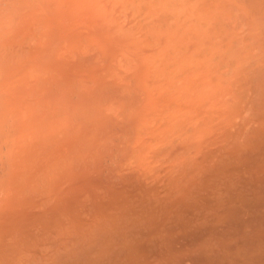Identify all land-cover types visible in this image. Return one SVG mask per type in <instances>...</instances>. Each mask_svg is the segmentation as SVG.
<instances>
[{"label": "rangeland", "instance_id": "374dc122", "mask_svg": "<svg viewBox=\"0 0 264 264\" xmlns=\"http://www.w3.org/2000/svg\"><path fill=\"white\" fill-rule=\"evenodd\" d=\"M154 1L155 0H0V257L4 256V258L0 259V262H2V259H4V264L6 263L15 264L14 261L16 260V264H18L17 261L19 259V264H23L22 262L23 259V261L25 262L27 260V262L26 263L24 262V264L32 263V260H30L31 252L29 249L32 248L34 249L35 244L32 246V248L31 245L29 246V248H27L26 243L28 242H23V237L25 236L24 238H26V235L29 233V231L27 232V230H30V234H29L30 238L33 237L31 233L35 232L36 234L37 231L38 233H40L39 232L40 228L38 226H40V223L42 221V216H44V218H47L46 215L52 210L54 211L53 213H51V219L54 221L55 214L59 218V214L61 213V211H59L61 208L59 207L62 204V207L64 206L63 208L66 209L65 206L67 200H68L67 205H69L67 206L68 209L70 208L71 205V209L68 210L69 214L72 211V207L74 208L73 204L74 203L76 204L75 201L80 202L86 200L87 203H90L89 204L90 207H88L87 209L86 207H84V210L86 209L88 211V209L90 210L91 208V202H92L91 200H94L99 195H101L99 194L101 192L98 193L99 190L104 191V193H107L108 187L111 188L110 187L111 185L109 186V184L112 183V180L115 179V183H118L120 177L124 176V174L127 172L134 171V173H136V175H134L132 172V177L134 175L135 176L134 178H137L136 177L138 174L137 172H139V174L140 173L141 174H140V178L139 176L138 178L141 179L143 178L142 174L143 171L145 170V167L147 171H145L146 173L144 172L145 173L144 175H146L144 176V179L145 177L147 178V174H148V179L149 180L152 179L153 181V179L155 178L151 174V172H153V174H155L154 176L159 175L160 177L158 176V178L159 179L162 178V182L160 184H164L167 182V178H166L167 171L170 173L173 172L174 173L173 177L175 178L176 166L178 169L177 173H179V171L182 170V168L179 166V161L182 159L183 164L181 165L184 166L185 162L187 164L186 160L194 155V154L192 155L193 152H191L190 154L191 151L190 148L189 151L190 155L189 157L184 156L185 160L181 157L182 154L181 156L179 155L180 156V158L178 157L179 160L176 158V155H178L177 152L178 149H179V153H181L180 152L181 148L178 147V145H176L178 148H176L175 146L177 142L176 139L178 138V140L180 141L181 138L180 136H182L181 138L182 142L178 141L177 144H179V146L184 145L183 143L185 142V139L187 137L186 133L188 130L190 131L192 129L191 127H189L187 128L186 131V127L189 125L191 121L187 123L188 120L186 121V119L184 118L185 116L183 117V114L181 115L182 118H184L183 120L186 121L185 125L187 124V126L185 127L184 125L185 131H183V133H181L182 130H180L179 128L178 130H174L173 132L172 130L169 131V133L175 132V134L177 132L179 133L180 131L179 136L177 135V138L174 134L175 136V138L173 137L174 140L172 139L173 134L172 135L168 134L171 135L170 136L171 138L169 139L171 142L176 140L175 144L174 142L172 143L173 145L171 144L172 146L170 145V142L168 144V141L167 142L161 141V137H164L165 139L166 136L165 132L168 133V131L164 132L165 136L160 134L161 136L159 137L158 135L157 138L158 137L159 138L156 140L154 138L153 139L151 138L152 135H156L157 133V128L154 127L157 126L158 129L159 128L161 129L162 128L161 126L163 125V128H165L164 124H161V126L159 125V123H163L165 122V120L163 121L162 120L164 119L163 116L161 114H158L160 112V109H162L161 103L163 97L164 100L165 97L166 100H169L170 98L168 99V97H172L173 99V97L177 95L178 96L176 98H179L181 92L178 93L176 91L183 90V86H184L183 83L186 84L189 82L191 85L193 82L192 85H194L199 81H201L200 82L201 86L199 85L200 87L198 89L206 88L199 92L198 90L195 89L196 93L194 91L189 92L187 95L188 98L187 97L185 98L183 96L184 101H182L181 97L178 99V101H180L181 99V101L183 102L181 104L186 105L187 107L190 105L187 104L191 102L190 100L200 99L199 103H201L202 100L205 103L203 104L204 107L202 105L199 106L198 104L195 105L196 101H193L192 104L190 105V108H192V112L190 114L192 117L191 126L193 127L192 131L190 132L193 135L196 132L200 133V135L199 134H197L196 136L188 135L190 136V138L187 137L188 139L186 140L185 145L188 140H189L188 143H190V145L189 146L187 145L186 146L187 148L182 147L183 150L186 151L187 149L188 152L189 150L188 147H192L193 144L194 145L196 144L194 148L196 149V151L200 150L197 152H199L200 153L199 155L202 157L201 155L202 152L205 153L206 150L204 151L205 146L203 144L201 145V147L204 148H200L201 140L197 139V137L199 138L201 134H202V136L200 137L201 139L204 137H206L207 139L209 138L208 141L210 142V144L208 145V149H210V152L211 150L214 149H215L214 152H216L219 149L218 147L221 148L225 146L226 144L223 143L225 140L224 138L225 137L227 138L226 135L229 134V130H228L229 126L228 124H225L226 123L225 121H227V123H231V126L233 125V130L236 125L238 126L236 127L237 129H241V130L244 129L246 131L245 133H247L248 131H253L255 129L253 125L254 123H256L257 125L258 118L256 119V121H254L255 119H253L252 117L255 115V113L253 115L249 114V116L250 115L252 116L249 117L247 111L246 113H243L244 111L243 108L246 110V107L249 109L252 106V105L250 106L249 99L254 98L251 95L254 96L255 94L254 91H256L255 90L256 88L261 90L260 94L262 93V91H264V88L261 89V87L264 86L263 85L264 77L262 76L264 75V69H262L264 68L263 67L264 66V0H236V1L206 0L208 3V6L207 5L206 6L207 8H209V11L205 7L206 4L205 0L202 1L192 0L193 2L191 0H180V2L178 0H169L170 4L167 3L168 0H165L166 2H164V0L163 1L157 0L158 1V2L156 1L157 4H155ZM171 1H172V5H171ZM176 2H178L180 5ZM186 2H188V4H186ZM200 2L203 3L205 2L204 7L206 11L209 12V14L207 13L208 16L204 14L205 21L207 18L205 26L207 25L208 21L213 22V26H214V20L217 21V22L215 21V23L219 22L218 19L221 22L225 21L223 23L224 24L223 26H225V30H223L222 29L223 27L220 26V24L218 23L220 27L214 28L213 29L214 33L212 34L211 32L213 31L210 26L211 29L210 33L212 34L210 35V38L209 37L204 38L207 35L202 37L205 40H207V41L204 40L205 44L206 42H208V44L210 45H206L207 47L204 46V48L202 44L203 39L201 42H199L200 47L196 46V44L194 43L198 41V38L196 36L197 32H198L197 35L199 37L205 35L203 33L205 32V30H207V32L209 31L208 27L203 32L201 31L204 29L205 21L202 20L203 14L200 13H202V11H205V9L204 7H203L204 10L201 9L203 3ZM234 2H236L235 5ZM175 4L176 6H174ZM167 5H169L170 7ZM259 5H260V9H259ZM199 6H200L199 9L201 11L198 12ZM194 7L195 8L197 7V9H195V11L198 12L197 14L194 11ZM231 7H233V9ZM172 8H174V12ZM180 11L183 13H181ZM169 12L171 15L169 14ZM253 13L255 15H253ZM152 15L154 17H152ZM161 15L163 20L161 19ZM183 15L185 17H183ZM199 15L202 16V18ZM196 16L197 17L199 16V20ZM178 21L180 22L178 23ZM193 22H194L193 25L194 28L191 27ZM200 22L203 25H201ZM198 23H199V28H198ZM195 24L197 25L198 28L197 32L195 31L196 37H194L193 35L194 34L193 30L197 29L195 27L196 26ZM154 25L157 27V29L156 27H154ZM209 25H211V23ZM27 26L29 29L27 28ZM183 28H185L184 34L183 31L181 30ZM220 28L223 30V34ZM247 28L248 30H246ZM169 29L170 32L168 31ZM199 29L202 32V33L200 32L201 34H199ZM218 29H220L221 31L220 34H218L219 31ZM228 33L232 34L233 36L231 37L230 35H228ZM171 34L172 36H176L175 38L173 37L174 39L172 40V42L170 40ZM224 34H226V36ZM214 35L219 36V39L217 40L216 37L215 40ZM222 35L225 38L229 36V38L227 37L226 39L228 40V42H230L233 38L236 39L237 42H234L236 40L231 41L232 47L231 46L229 47L228 42L224 39ZM160 36L162 39H164L165 37V40L161 41ZM212 36H214L213 37L214 40L212 39ZM132 39H134V41H132ZM168 39L169 41H167ZM181 40L184 41V44H182L183 41ZM165 41L167 42L165 43ZM217 41H219V43ZM129 44H131V46ZM214 44L215 47L213 46ZM133 45L135 46L136 49L134 48ZM167 45L169 47H167ZM173 45H175V47ZM217 45H219V47ZM149 47L151 48V50ZM133 49L135 50L133 51ZM200 49L202 50L201 52ZM148 50L150 53H148ZM197 51H199L200 53ZM150 54L154 56L152 57ZM197 54L200 55L199 57L197 56L198 58L196 60L195 57ZM230 55L233 57V61H234L233 64L235 65V69H234V65L233 64L231 65L230 63V61L232 60V58H229ZM180 56L182 59L180 58ZM235 56L236 58H234ZM178 57L180 58V60L177 59ZM183 57H185V61ZM200 58L201 60L198 61V59ZM165 59H167L166 62ZM202 59L204 62H202ZM139 60L143 63H141ZM148 60L151 62H148ZM153 62L155 64H153ZM181 62L185 66L183 64L181 65L180 64ZM253 62L254 63L256 62V64H254ZM199 64L200 66H198ZM170 65L171 67H169ZM250 65H252L251 69L254 66L252 71L249 68ZM197 66H198V70H197ZM231 67L233 70L231 69ZM258 67L260 71L257 69ZM188 68H190V70H188ZM245 68L247 69L245 70ZM247 70H249V72H247ZM250 71L252 72L250 74V77L255 76L256 78L255 77L250 78L249 76H247L246 79L245 75H248ZM176 72L179 73L177 74ZM253 72L255 73V75L253 74ZM145 73L147 74V76ZM260 73L261 75L259 76ZM256 74L258 75L256 76ZM163 75L166 78L167 82L164 79ZM158 76H160L159 80H158L159 78ZM258 76L259 79L257 80ZM146 77L149 81L146 80ZM237 77L240 78L238 84L239 83L241 84V85L239 84L241 89L244 88L243 92H246L249 89L250 91V92L248 91L249 93L246 92V94H244L242 91L239 92V90L241 89L237 88L238 89L237 90L236 88H234L236 87L235 84L234 87L232 88L231 82L233 79L234 80L235 78L237 79ZM214 78L216 80V81L214 80L215 84L211 83V81H213ZM248 78L250 79V81ZM252 79H255L254 84L253 82H251ZM171 82L174 83L171 85ZM202 82H205V84H203ZM222 82H223V86H222ZM234 82L236 83V80ZM134 83L137 85H135ZM152 84L153 86H151ZM157 84L158 85L160 84V86L157 87ZM177 84L179 85L180 88L178 87ZM202 84L205 87H203ZM217 84H219L218 89H216ZM238 84L237 87L239 86ZM139 85H142L140 87L143 90L146 89L147 91L146 90L141 91ZM143 85L145 86V88H143ZM135 86L137 88L136 90H135ZM212 86L214 88L216 87L215 90H213L214 88H212ZM159 88H162V91L161 89L159 90ZM165 88L167 89L169 88L170 91L166 90ZM230 88L233 90L235 89V91L232 90V94L230 93L231 90ZM250 88L253 89L254 93L251 92L252 90ZM155 89L158 92L157 94ZM174 89H178L175 90L176 93L171 92L174 91ZM164 90L167 91V93L164 92ZM152 91L153 93L155 92L154 96L152 95ZM194 95L199 99L195 98ZM240 95L242 97L246 95V97H243L242 99ZM150 96L152 101H149ZM190 96L193 98H191ZM235 99L236 101H234ZM239 99H242L243 103L245 100V103L244 104L241 103V100ZM164 100H163V105H164ZM258 100H260V96L259 98L257 96V102ZM220 101L223 102V105H221L222 104L221 103L220 104L221 107L219 108L218 105ZM169 102L170 101H168V104ZM230 102L233 103L231 104ZM251 102L253 103V101ZM144 103L146 105H144ZM255 103L256 101L254 102L255 108H253V110L256 112V107L259 106V102L258 105H256ZM179 104L178 106H176V108H180ZM207 104H209V108H207L208 107ZM233 104L235 106L238 104V107L237 106L234 107ZM240 104L241 105L243 104L241 106L242 112H241ZM151 105L153 108L152 110H151ZM159 105L160 107H157ZM164 106L166 107V105ZM173 106L175 107V104H173ZM213 106L215 107L214 110H213L214 108ZM222 106L224 108L225 114L223 113V109L221 111ZM200 108H201V112L199 110ZM251 108L249 110H251ZM236 109L239 110L236 111ZM147 110L148 111L151 110V112L153 111L152 114L150 111L146 114ZM218 110L219 112L221 111V114L223 113V115L219 114ZM238 111H240L239 115L236 114L238 113ZM141 113H144L143 114V117L145 115L144 121L146 120L145 122L142 123V125L139 123L140 119L139 120L138 118L135 119L136 115ZM156 113H157V117H155ZM167 113H169V111H167ZM174 113L176 115V111ZM234 113L236 114V118H234L235 116ZM240 113L244 115L241 116L242 118L240 117L241 115ZM185 114L187 115L188 113L185 112L184 115ZM203 114L204 116H207V121H209V125L210 123L215 124L216 122H218L219 124L216 123V125L218 124L219 126L215 127V125L214 126L211 125L209 129L208 127L205 128V126H208V124H206L207 122L205 121L201 122L203 123V125L199 122L201 120V117H203L201 121L204 120ZM226 115H228V117ZM198 116H201L199 117L200 118L199 120H198ZM255 116L260 117L259 111ZM164 117H167L166 114ZM216 117H220V118H216ZM225 118H227L228 120ZM233 118L234 120L232 123L230 119ZM141 119L143 121V118ZM176 119H178V117H176L173 122L175 124V127L173 128V124H172V126L170 125L168 129H171V127L172 129L178 127V125H176L177 122L175 123ZM168 120L170 122L171 119ZM193 120L195 124H193ZM196 120H198L197 124H199L200 126L196 125ZM251 120H253L254 123L253 122L250 123ZM126 121H131V124L126 123L125 126ZM180 121L181 120H179L178 122L180 123ZM247 121L248 123L246 126L244 122ZM182 124L183 122H181L180 126H183ZM150 125L151 127L149 128ZM32 126L35 128L31 129L33 128ZM141 126H144L140 128V130L141 129L144 130L143 131L144 134L142 130L141 131L139 130V127ZM212 127L215 128L214 129L215 131L210 130ZM219 127H222V129L223 127L225 128L224 133H227L225 132L227 128L228 133L225 134V137L222 133L220 137H217L218 134L220 133ZM134 128L137 130L138 133L140 132L141 134L135 133ZM152 128L154 130L156 129L154 133ZM229 128L232 130V127ZM217 129L219 130V132ZM193 130H196V132H193ZM204 130L207 131L204 133L205 135L207 134L206 136L203 134ZM231 130H230V136L232 137L234 132L232 131L231 134ZM159 131L160 130H158L157 134L163 132V129H161L160 132ZM37 132L38 133L41 132L39 136ZM190 132L188 134H190ZM241 133L244 134L243 131ZM33 134H35L36 136L35 135L33 136ZM137 134L140 135L138 136V138H137ZM30 135H32L33 138H31ZM125 135H127V137H125ZM141 135L143 138L142 140H141ZM168 135L166 136V140L169 137ZM183 135L186 136L185 139H183L184 138ZM244 135L246 136V134ZM244 135L242 137H244ZM211 136H212V140H210ZM38 137H40V140ZM42 137L45 138L43 139ZM231 137L230 138L228 137L227 140L230 141ZM32 139L34 141H32ZM150 139L153 144L154 142L157 141V143L154 145L153 148L150 147V144L153 146V144L150 143ZM190 139H193V141L191 140L192 141L191 142ZM219 139L221 140V142L219 141ZM27 140L29 142H27ZM57 140L58 142H56ZM140 140L143 143H141ZM25 141L27 144L25 143ZM146 141L149 142V147L147 145L148 142L146 143ZM197 141L199 142V147L197 146L198 145V143H196ZM208 141L207 143L204 141L205 145L209 143ZM216 141L218 142L216 143ZM29 143L32 144L30 145ZM36 143L38 144L36 145ZM46 143H48V145ZM55 143L57 144V147ZM214 143H216V145L219 144V146L217 145L216 147ZM58 144L60 145L59 147ZM41 145L43 146V148ZM162 145L165 150L166 149L168 150V151L166 150L164 154H163L164 149L163 147H161ZM117 147L118 148L120 147L121 149L119 150ZM145 147H148V150L151 148L150 151L151 150L153 151V149L155 150V148L158 150V153L156 152L157 150L154 151V154L156 153L158 154L155 156V159L157 160L158 158L162 157L164 160L159 161V163L156 165L157 162L154 159L155 160L154 164L159 168L160 163H162V165L164 163L163 167L158 169L153 165L152 159L154 158V156L152 157L150 151L144 149ZM167 147L174 148V150L176 148L177 151L175 152L173 149L169 150ZM38 148L39 150H43V152L40 151L41 154L39 150L37 151ZM46 149H48L49 152ZM195 149H194V153L196 155L198 153L195 152ZM54 150L55 153L53 152ZM135 150L137 152H135ZM145 151L149 152L150 154H147V152ZM171 151H173L174 153H172ZM168 152H170V155L168 154V156L171 157L172 155V159L173 161L175 160L176 165H173V162H169L170 157L169 159H167ZM139 153L140 156H138ZM132 154L134 155L132 156ZM199 155H196L195 157L191 158V160L189 158L188 160H190V162L192 160H196V157H198ZM139 157L144 158V159L142 158L143 165H140L139 161H141V158ZM136 158L139 160V161L135 160L136 165L138 166L139 164L142 170L144 168L143 171L140 170V168L136 169L137 166L133 162L134 161L133 159ZM131 159L133 161H131ZM176 159L178 162L176 161ZM87 161L91 162V164H89V162L87 163ZM2 164L4 165V168ZM127 164H128V169H126ZM169 164H171L172 166ZM129 165H131V167H133L134 165L135 169L133 168V170H131V167L129 169ZM144 165L145 167H143ZM173 166L174 168H172ZM89 168L91 169L89 170ZM156 168L158 169V171ZM162 168H164L166 172L163 171ZM110 169L111 170L113 169L115 171V173L113 172V175L112 173H110L111 172ZM159 170H162L166 174L165 173L157 174ZM76 171L78 174L76 173ZM162 171L160 173H162ZM118 172L120 174L119 177L116 178L118 176ZM83 173L85 174V176ZM73 175L74 177H72ZM111 175L114 177L111 178ZM126 175L131 177V174L129 173ZM81 177H83L85 180H83ZM99 177L101 180L99 179ZM169 177L170 175H168V178ZM75 178L76 179L79 178L78 180L80 181L76 180ZM148 179L147 181L149 183ZM101 181L105 183L103 184ZM81 182L83 185L81 184ZM86 184L88 186H86ZM96 184L98 185V187H101V189L97 188ZM101 184L103 185L104 188H106V191L103 189ZM112 184L113 186L115 185L114 181ZM79 187L81 188V190ZM96 188H97V192L96 191L94 192ZM77 192H79V194ZM84 193L88 197H86ZM76 194H78V196ZM79 195L81 196L79 197ZM90 196H92L91 199ZM70 198L71 200L69 202ZM88 198L90 199L91 202H88L89 201ZM58 199L61 200V203L59 202ZM73 200L75 201L73 202ZM49 201H51L50 204ZM54 201L55 202L57 201L56 204L58 207L56 206V208H54L55 206ZM64 209H63V213L65 214L66 211L64 212ZM80 209L83 210V207H80L79 210ZM76 211H78V206ZM87 211L85 212L82 211L84 213L83 220H85V217L89 218L91 212H93V210L91 209L90 210L91 212L89 213L88 216L86 214ZM25 212L26 213L28 212L26 216L24 215ZM43 213L45 215H43ZM68 213L66 214L68 215ZM62 214H60V217L62 216ZM85 214L87 216H85ZM48 215H50V213ZM79 215H82V213L80 214V211H79ZM56 216L55 218H57ZM70 216H73V214L71 213ZM16 217L18 218L17 221H16ZM23 218L25 219L23 220ZM66 218L67 217L62 216V219L64 221L66 220L68 225L70 219L68 218L69 219L68 221V219ZM53 224L55 225V222ZM54 225H53V229H54ZM34 227H36V231H33ZM53 229L51 228L50 229L51 231L49 230L47 232L48 236L50 235L49 233L53 231ZM34 236L36 237L37 235ZM66 236L67 237L69 236L68 233L66 234ZM64 238L67 244L68 241L65 235ZM51 241L49 242L51 243V247H49L50 244H48V241H46L45 244L46 251L48 249H50L51 251L57 250L56 249L57 247L54 246V244L56 245V243L52 244ZM32 242L34 241L33 240L30 241V244ZM53 242H55V239L53 240ZM24 243L26 246L24 245ZM72 243H73L72 241L71 242L69 241V245ZM66 244L65 247L70 248V246ZM19 245L21 246L20 247L21 250L19 248ZM63 246H61V248L57 250L58 253L55 254L56 256L60 253L61 250L62 252L59 254L60 257L61 254L63 255L64 253H67L64 251L66 250L69 251V249H65V248L63 249ZM22 248H26L27 250H29L28 252L26 251V253L29 254H26L25 250L22 251ZM16 249H19V251ZM14 251L15 252L17 251V253L20 252L19 254L21 255L19 256V254L17 255L14 254ZM22 253L24 254L22 255ZM15 255L16 258L17 256H19L18 259H14ZM28 255L30 256L28 257ZM6 257L8 258L7 261H5ZM12 257H14L13 260L9 259ZM20 257H22L21 261H20ZM25 257L28 258L29 260L25 259ZM9 260L11 261V263L9 262ZM36 263L42 264L38 260L35 262V264ZM32 264H34V262Z\"/></svg>", "mask_w": 264, "mask_h": 264}, {"label": "bare ground", "instance_id": "6f19581e", "mask_svg": "<svg viewBox=\"0 0 264 264\" xmlns=\"http://www.w3.org/2000/svg\"><path fill=\"white\" fill-rule=\"evenodd\" d=\"M156 1L157 0L154 1L155 4H157ZM161 1H163V0H161ZM161 1H159V2H161ZM178 1L180 2V0H178ZM207 1H206V4H205V7L209 11V8H207V6H208ZM164 2H166V1L164 0ZM167 3H169V0L167 1ZM176 3H178V2H176ZM200 3H203V2H200ZM204 3L201 6L202 7L201 8L202 10L205 9ZM235 3L236 2H234V5H235ZM186 4H188V2H186ZM196 4H198V3H196ZM171 5H172V1H171ZM190 5H191V2H190ZM167 6H169V5H167ZM174 6H176V4ZM165 7H166V5H165ZM203 7H204V9H203ZM184 8H185V6H184ZM199 8H200V6L198 7V12L201 11ZM231 8L233 9V7H231ZM159 9H161V8H159ZM172 9H173V12H174V8H172ZM172 9H171V11H172ZM195 9H197V7L196 8L194 7V11H195ZM206 9H205V11H202V13H200V14H203V18H202V16L199 15L202 18V20H204V14L207 15V16L209 14V12L206 11ZM259 9H260V5H259ZM247 11H249V10H247ZM198 12L195 11L196 14ZM181 13H183V12H181ZM169 14H170V12H169ZM172 15H173V13H172ZM253 15H255V14L253 13ZM199 16L198 17L196 16L198 18V20H199ZM148 17H149V15H148ZM152 17H154V16L152 15ZM174 17H175V15H174ZM183 17H185V16L183 15ZM189 17H191V16H189ZM166 18H169V17H166ZM188 18H187V20H188ZM161 19H162V15H161ZM206 21H207V18H206ZM206 21L204 22V29L201 30L203 32L207 27L209 28L208 29L209 30L208 32H207V30H205L206 33L203 32L205 35H202V36H199L198 37L197 30L199 28V23H198V28H197V25L195 24L196 25L195 27L197 28L196 30L191 29V30L194 31L193 32L194 33L193 34L194 37L197 36V38H198V41L196 40L197 42H194V43L196 44V46H199L200 47L199 42H201L202 39H203V43H202L203 44V48L206 45H210V44H208V42H206V44H205V42H204L205 39L204 38H208V37L210 38V35H212L214 33V31H213L214 28H218V27L222 26L223 28L222 27L221 28L223 30H225V26H223L224 25L223 23L225 21L224 22H221L218 19V21H219L218 23L220 24V26H219L218 23H215L216 20H214V26H213V22L208 21L207 22V25L205 26ZM179 22L180 21H178V23ZM209 22L211 23V25H209L210 24ZM236 22H237V20H236ZM191 23H192V21H191ZM153 24H154V22H153ZM169 24H171V23H169ZM200 24L203 25L201 22H200ZM189 25H191V24H189ZM193 25H194V22H193V24L191 26V27L194 28ZM201 25H200V27H201ZM210 26H211L212 31H213V32H211L212 34L210 33V30H211L210 29ZM4 27H5V25H4ZM142 27H144V26H142ZM146 27H147V25H146ZM154 27H156V26L154 25ZM182 27H183V25H182ZM27 28H28V26H27ZM202 28H203V26H202ZM156 29H157V27H156ZM220 29H218L219 30L218 31V34H220V32H221ZM181 30L183 31V34H184L185 28H183ZM189 30H190V28H189ZM223 30H222V34H223ZM242 30H243V28H242ZM246 30H248V28ZM168 31L170 32V29ZM201 31L199 29V34L202 33ZM195 33H196V36H195ZM208 33H209V35H208ZM174 34H175V31H174ZM165 35H167V34H165ZM224 35L226 36V34H224ZM228 35H230L231 37L233 36L232 34H229V33H228ZM161 36H163V35H161ZM161 36H160V38H161ZM204 36H206V37H204ZM214 36H215V40H216V37H217V40L219 39V36H217V35H214ZM214 36H212V39L213 40H214V38H213ZM134 37H135V35H134ZM158 37H159V35H158ZM173 37L175 38L176 36H172V34H171V37H170L171 42L174 39ZM202 37H204V38H202ZM227 37L229 38V36H227ZM227 37L226 38L224 37V39L226 40ZM150 38H151V36H150ZM185 38H186V36H185ZM162 40H165V37H164V39L161 38V41ZM234 40H236V39L233 38L231 41H234ZM132 41H134V39H132ZM167 41H169V39ZM167 41H165V43ZM181 41H183V40H181ZM189 41H191V40H189ZM205 41H207V40H205ZM226 41L228 42V40H226ZM231 41L228 42V46L229 47L230 46L232 47ZM217 42L219 43V41H217ZM234 42H237V40L234 41ZM234 42H232V43H234ZM143 43H144V41H143ZM163 43H164V41H163ZM182 44H184V41L182 42ZM185 44H186V41H185ZM202 44H201V47H202ZM215 44H217V43H215ZM215 44L213 45L214 47H215ZM129 45L131 46V44H129ZM173 46L175 47V45H173ZM217 46L219 47V45H217ZM167 47H169V46L167 45ZM186 47H188V46H186ZM134 48H135V46H134ZM146 48H147V46H146ZM158 48H159V46H158ZM135 49H133V51ZM189 49H188V51H189ZM150 50H151V48H150ZM195 50H196V48H195ZM179 51H177V52H179ZM188 51H186V52H188ZM201 51L202 50L200 49V52ZM154 52H155V50H154ZM197 52H199V51H197ZM148 53H150L149 50H148ZM152 54H150V55L153 57L154 55H152ZM141 55H143V54H141ZM174 55H176V54H174ZM199 55L198 54L196 55V57H195L196 60L199 57ZM204 55H205V53H204ZM144 56H145V54H144ZM177 56H175V57H177ZM187 56H188V53H187ZM236 56L234 58H236ZM180 58H181V56H180ZM180 58L178 57L177 59L180 60ZM183 58H184V61H185V57H183ZM229 58H232V60L230 59L231 60L230 63L232 65L233 62H234L233 61V57L230 55ZM141 60H142V58H141ZM149 60H150V58H149ZM149 60H148V62H151ZM166 60L167 59H165V62H166ZM196 60H195V62H196ZM200 60H201V58L198 59V61H200ZM213 60H214V58H213ZM172 62H174V61H172ZM202 62H204L203 59H202ZM235 62H236V60H235ZM141 63H143V62H141ZM153 64H155V63L153 62ZM180 64L182 65L183 63L181 62ZM189 64H190V62H189ZM206 64H208V63H206ZM254 64H256V62ZM198 66H200V64ZM198 66H197V70H198ZM201 66H202V64H201ZM217 66H216V68H217ZM240 66H241V64H240ZM251 66L252 65H250V67H249L250 69H251ZM146 67H147V65H146ZM161 67H162V65H161ZM169 67H171V65ZM253 67H252V69H253ZM195 69H196V67H195ZM214 69H215V67H214ZM231 69H232V67H231ZM234 69H235V65H234ZM246 69L247 68H245V70ZM252 69H251V71H252ZM257 69L259 70V67ZM262 69H264V68H262ZM188 70H190V68H188ZM172 71H175V70H172ZM219 71H221V70H219ZM251 71H250V73L248 75H245L246 76V79H247V76L250 77V74L252 73ZM241 72H243V71H241ZM247 72H249V70H247ZM236 73H238V72H236ZM253 74L255 75L254 72H253ZM161 75H162V72H161ZM235 75H234V77H235ZM257 75L258 74H256V76ZM260 75H261V73L259 74V76ZM146 76H147V74H146ZM259 76H258L257 80L259 79ZM262 76L264 77V75H262ZM158 77L157 78L159 80L160 79V76H158ZM163 77H164V75H163ZM216 77H217V75H216ZM239 77H241V76H239ZM254 77L255 76L250 77V78H254ZM150 79H151V77H150ZM161 79H162V77H161ZM164 79L166 80L165 77H164ZM170 79H171V77H170ZM216 79H218V78H216ZM146 80H148L147 77H146ZM214 80H215V78L213 79V81H211V83L215 84V81L216 80L215 81ZM235 80H236V83L234 82ZM235 80L233 79L232 82L230 81L233 84V85L231 84L232 88L234 87V84H235L236 87H234V88L241 89V87H240L241 84L240 83H239L240 85L238 84L240 78L237 77V79L235 78ZM254 80L255 79H252L251 80V82H253V84H254ZM249 81H250V79H249ZM166 82H167V80H166ZM200 82L201 81H199L198 83H196L194 85H192L193 82H192L191 85H190L189 82L186 83V84L183 83L184 84L183 90H182L183 92L182 91H176L178 93L181 92L180 97H181L182 101H184L183 98L184 97L186 98L189 92H193V91L195 92V89L198 90V92L206 89V88H203V89L200 88V89H198L201 86L200 85ZM147 83H149V82H147ZM173 83L171 82V85ZM202 83L205 84V82H202ZM203 84H202V86L205 87ZM237 84L239 85L238 87H237ZM135 85H137V84H135ZM218 85L219 84L216 85V87H217V88L215 87L216 89H218ZM140 86H142V85H139V87ZM151 86H153V84ZM158 86H160V84L159 85L157 84V87ZM169 86H170V84H169ZM222 86H223V82H222ZM178 87H179V85H178ZM206 87H207V85H206ZM129 88H130V86H129ZM143 88H145L144 85H143ZM212 88H214V87L212 86ZM212 88H211V90H212ZM215 88L213 90H215ZM262 88H264V86L261 87V89ZM132 89H133V87H132ZM136 89L137 88L135 86V90ZM160 89L162 91V88H159V90ZM165 89L166 90H169V88L168 89L165 88ZM257 89L258 88H256L255 89L256 91H254L255 92L254 96L251 95L254 98L253 99L251 98L252 100L249 99L250 106L252 105L251 106L252 108L250 107L251 110H249L250 108L248 109L247 107H246V110L243 108V110L245 111V112L243 111V113H246V111H247L248 116H249V114H252L253 115L254 113H255V115H257V113L259 111V116L260 117H257L255 115L252 117L250 115L253 119H255L254 121H256V119L258 118L257 125H256V123H254L253 120L250 121V123L251 122L254 123V125H253V123H252V125H253V127L255 129L253 131H248L247 133H245L246 131L244 129L243 130L237 129L236 127H238V126L236 125L234 127V130L236 129L237 131L236 130L234 131L233 130V125L231 126V123H227V121H225L226 122L225 124H228L229 127H232V130L228 127L229 134H227L228 133L227 128L225 130V132H227V133H224V129L225 128L223 127V129H222V127H219L220 128V133L218 134L217 137H220L222 134L225 137V134H227L226 135L227 138L226 137L225 138L223 137L225 139L223 143L226 144V145L223 146V147H221V148L218 147L219 149L216 152H214L215 149L214 150H211V152H210V149H208V145L210 144V142L208 141L209 138L207 139L206 137H204V138L201 139L200 137L202 136V134H201V136L199 138L197 137V139H200L201 140V142L199 140V142L201 143L200 144V148H204V147H201L202 144L205 146V148L207 146L206 149L204 148V151L206 150L205 153L202 152V154H201L202 157L199 155L200 153L197 152V151H200V150H197L196 151V149L194 148V146L196 144L195 145L193 144L192 147H188L189 148L188 152H187V149L185 151V150L182 149V147L183 148H187L186 146L187 145L188 146L190 145V143H188L189 140L187 141L186 145H185V142L188 139L187 137L190 138V136L193 135L190 132L193 129V127L191 126V124H192L191 123L192 122V119L191 118L192 117H191L190 114L192 112V108H190V105L192 104L193 101H196L195 102V105L198 104L199 106L200 105L203 106V104H205L204 101L201 98L202 102L199 103L200 102V99L194 95L195 98H198L199 100H197V99L190 100L191 102L190 103H187V104H190V105L187 107L186 105H182L181 104V103H183L181 101V99H180V101H178V99L180 98V97L179 98H176L178 95L175 96V97H173V99H172V97H168L167 96L168 99L170 98L169 100H166V97H165V100H164V97H163L164 105H166V107L167 106L168 107L166 109V107L163 105V100H162V103H161L162 104V107L161 108L163 110L159 108L160 109V112L158 114H161L163 116V118H164V119H162L163 121L165 120V122L159 123V125L161 126V124H164V127L165 128H163V125H162L161 126L162 127L161 129H163V132L157 134L158 133V130L161 131V129L160 128L158 129L157 126L156 127L153 126L154 128H157V133H156V135H152V138L151 139L154 138L156 140L161 135H164L165 136V133H166V136L168 134H171V135L173 134L172 139L174 140L175 136H176V138H177V135L179 136L180 131H179V133L176 131L178 134L177 133L175 134V132L174 133H172V132L174 130H178V128H179L180 130H182L181 133H183V131H185V127L187 126V124L185 125L186 121L188 120L187 123H189L191 121L189 123V125L186 127V131H187V128H189V127L192 128L190 131L188 130L190 132V134H188L189 132L187 131V133H186L187 134L186 135L187 137L184 136L185 135V132H184V135H183V137H184L183 139H185V137H186L185 142L183 141L184 142L183 144L185 145V147H184V145L183 146H179V144H177L178 141H179L178 138L176 139L177 140L176 144H175V141L176 140L173 141L174 144H175V146L178 145V147L181 148V151H180L181 153H179V149H178V151L176 150V148H178L177 146H176L175 150H174V148H170V147H167V148L169 150L170 149L171 150L173 149L175 152L176 151L178 152V155H176V153H175L177 159H178V157L180 158L181 154H182L181 157L183 159H184V156L185 157L186 156L189 157V155L191 154V152H193L192 155L194 154L191 158L195 157L196 155H199L200 156V159H199V156H198V157H196V160H192L190 162L191 158L189 157L190 160H188L189 159L188 158L186 160L187 161V164L185 162L184 163V166L181 165V164H183V161L181 159L179 161V166L182 168V170H180L179 173H177L178 169H177V166H176V169H175V172H176L175 173V178L173 177V174H174L173 172L172 173H170L168 171L166 172L164 170V168H162V170L167 173V175H166L167 182L165 180L166 183H164V184H160L162 182V178L159 179L158 178L159 175H157V174H164L165 172H163L162 170H159V172L156 174L157 176H154L155 174H153V172H151L152 176L155 177L153 179V181H152V179L151 180L148 179V174H147V178L145 177V179H144V176H146V175H144L146 173L145 171H147L146 170V167H145L146 164L143 166V167H145V170L143 168L144 171L140 167V165H143V161L142 160L144 158L143 157H139V158H141L142 163L137 158L136 159H133L134 161L131 159V161H133L135 165H136L135 160H137V161L140 162V165L139 164H138V166L136 165L137 166L136 169L140 168V170L143 171V174H142L143 175V178L139 179L140 178V174H141V173L139 174V172H137L138 173L137 176H136L137 178H134L135 177L134 175H136V173H134V171H132L133 174H134L133 177H132V172H127V173L124 174L125 177L124 176H121L120 177V180H119L118 183H115V179L113 178L114 180H112V183L114 181V184L115 185L113 186V184L110 183L109 186L111 185L110 186L111 188L108 187L107 193H104V191L99 190L98 193L101 192V193H99L101 195H99L94 200H91L92 202L90 201V199H91L92 196H90V199L88 198V200H89L88 202H91V208H90V210L92 209L93 212H91L89 209H88V211L86 210L88 207H90L89 206L90 203H87L86 200L83 199L84 201H80V202L73 200V202L75 201L76 204H77V206H78V211H76L77 210V206L74 203L73 204L74 205V208L75 207L76 208L74 209L72 207V211L70 212V214L72 213L73 216H70V214L68 213V210L71 209V205H70V208L68 209L67 206H69V205H67V202H68V200H67L66 206H65L66 209H64L63 208L64 206L62 207V204H61V206L59 208H61L62 210L60 209L59 211H61L60 214H62L63 213V209H64V212L66 211V213H68L69 216L66 213L65 214L63 213L62 214V216L67 217L66 219H68V218L70 219V221L68 219V221H69L68 222V225H67L66 220L64 221L62 219V216L60 217V214H59V218H58V216H56V214L54 213L57 218H55V216H54V221H53L51 219V213H53L54 210H52V211L50 210L51 211V212H49L50 215H48L49 213L46 215L47 218H44V216H42V221L40 223V226H38L40 228V231H39L40 233H38V231H37L36 234H35V232H33V231H36V227H34V229L32 228L33 231L31 230L33 232V233H31V235L33 237L30 238V236H29L30 230H27V232L29 231V233L26 235V238H24L25 236L23 237V242H28V243H26L27 244V248H29L30 245H31V248H32V246L35 244L34 249L32 248L33 250L32 249H29L30 252H31V254H30L31 255V258H30V260H32V263L34 262V264H35V262L38 260L42 264H264V91H262V93H263V95H262V93L260 94L261 90L258 89L259 90V93H258V90ZM144 90H146V89H144ZM144 90L141 88V91H144ZM175 90H178V89H174V91H171V92L176 93ZM232 90L233 89L230 90V93L231 94H232ZM243 90H244V88H242L241 90H239V92H241V91L243 92ZM251 90H252L251 92H253V89H251ZM155 91H156V89H155ZM169 91H168V94H169ZM233 91H235V89ZM248 91H249V89H248ZM248 91H246V92H248ZM164 92L167 93V91H165V90H164ZM184 92H185V95L186 96L184 95ZM212 92H214V91H212ZM246 92H243V93L246 94ZM157 93L158 92L156 91V94ZM174 93H172V94H174ZM154 94H155V92L153 93V91H152V95L153 96H154ZM147 96H148V93H147ZM232 96H234V95H232ZM238 96H239V94H238ZM257 96H258V98L260 96V100H258L259 106L256 107V112H255L253 110V108H255V105H254V102L255 101H256L255 104L258 105ZM235 97H236V95H235ZM240 97H242V96L240 95ZM243 97H246V95L243 96ZM243 97H242V99H243ZM191 98H193V97H191ZM150 99H151V96H150ZM150 99H149V101H152V99L151 100ZM242 99H239V100H241V103H243L242 102ZM247 99H248V97H247ZM261 99H262V101H261ZM168 101H170L169 104H168ZM234 101H236V99ZM251 101H253V103ZM260 101H261V103H260ZM179 102H180V104H179ZM187 102H189V101H187ZM244 103H245V100H244ZM247 103H249V102H247ZM150 104H151V102H150ZM157 104H158V102H157ZM171 104H172V106H171ZM173 104H175V107L173 106ZM178 104H179V107L180 108H176V106H178ZM209 104H207V106H208L207 108H209ZM220 104L223 105V102L220 101L219 102V105ZM144 105H146V104L144 103ZM219 105H218V107L220 108L221 105L220 106ZM242 105L240 104V108H241ZM236 106L238 107V104ZM236 106L234 105V107H236ZM245 106H247V105H245ZM248 106H249V104H248ZM157 107H160V105L157 106ZM157 107H154V108H157ZM144 108H145V106H144ZM173 108H174V110H173ZM188 108H189V110H188ZM231 108H233V107H231ZM152 109L153 108H152V105H151V110ZM214 109H215V107L213 108V110ZM222 109H223V113H224L223 106L221 108V111H222ZM151 110H149V111L151 112ZM199 110L201 112V108ZM237 110H239V109H236V111ZM143 111H145V110H143ZM149 111L147 110L146 111V114ZM167 111H169L170 114L167 113ZM175 111H176V115L174 113ZM205 111H207V110H205ZM221 111L219 112V110H218L219 114H221ZM152 112H151V114H152ZM183 112L184 113L186 112L188 114L187 115L186 114L184 115ZM209 112H210V110H209ZM239 112L240 111H238V113H236V112L235 113L237 115H239ZM241 112H242V108H241ZM179 113H180V115H179ZM223 113L221 115H223ZM235 113H234V115H235L234 118H236V114ZM141 114H142V117H141ZM141 114H138L140 116L136 115V118L135 117L134 118L135 119L138 118V120L140 119V122L139 123L142 125V123L145 122L146 120L144 121V118H145V115L143 117V114L144 113H141ZM165 114H166L167 117H164ZM168 114H169L170 117L168 116ZM182 114H183V117L185 116L184 118L186 119V121L183 120L184 118H182V116H181ZM204 114H203V116H204ZM226 114H227V112H226ZM153 115H154V113H153ZM242 115L243 114H241L240 117ZM226 116L228 117V115H226ZM155 117H157V113H156V116ZM176 117H178V119H176L175 123L176 122L178 123V124L176 123V125H178V127L176 126L177 128H175V129H172V127H171V129H168V127H170V125L172 126V124H173V128L175 127V124L173 122H174V120H175ZM199 117H201V116H198V120L200 119ZM220 117H216V118H220ZM240 117H239V119H240ZM141 118H143V121H142ZM202 118L203 117H201V120H202ZM234 118L233 119H230L232 121V123H233ZM159 119H160V117H159ZM168 119H171L172 121L170 120V122H169ZM225 119H227V118H225ZM177 120L178 121L181 120L180 123ZM198 120H196V125H199V124H197V121ZM201 120L199 121L200 123L201 122H204V121L207 122L206 124H208V126H205V124H204L205 128L208 127V129H209V127H211V125L212 126L215 125V127L219 126L218 125L219 123L216 122V121L215 122L218 123L217 125H216V123L215 124H211L210 123V125H209V121H207V116H204V120L203 121H201ZM181 122H183V124H182L183 126H180L181 125ZM126 123L131 124V121H126L125 122V126H126ZM166 123L169 124V125H167ZM240 123H241V121H240ZM247 123H248V121L247 122H244V124H246V126H247ZM193 124H195L194 120H193ZM201 124L203 125V123H201ZM242 124H243V122H242ZM165 125H167V126H165ZM184 125H185V127H184ZM204 126H202V127H204ZM142 127H144V126L139 127V130ZM150 127H151V125L149 126V128ZM166 127H167L168 130L166 129ZM225 127H227V126H225ZM34 128L35 127L31 128V129H34ZM183 128H184V130H183ZM197 128H199V127H197ZM214 129L215 128L212 127L210 130H214ZM170 130H172V132L169 133ZM230 130H231V134H232V131L234 132V134L232 135V137L230 136ZM134 131H135V133H138L135 128H134ZM143 131L144 130H142V132ZM147 131H148V129H147ZM154 131H156V129L155 130L153 129V133H154ZM165 131H168V133L165 132ZM199 131H200V129H199ZM201 131H203V130H201ZM242 131H243L244 134H246V136L241 133ZM193 132H196V130H193ZM205 132H207V131L204 130L203 134ZM218 132H219V130H218ZM40 133L41 132L38 133V136H39ZM35 134H33V136ZM138 134H137V138H138V136H140ZM143 134H144V132H143ZM174 134H175V136H174ZM197 134L200 135V133H197V132L194 135L196 136ZM158 135H159V137L157 138ZM171 135H168L169 137H168L167 140H166V136H165V139H164V137H161V141H164V142H167L168 141V144L170 142V145H171L173 143V142H171L169 140L171 138L170 137ZM188 135H190V136H188ZM243 135H244V137H242ZM30 136H31V138H33L32 135H30ZM155 136H156V138H155ZM125 137H127V135H125ZM180 137L182 138V136H180ZM228 137L229 138L231 137V140L230 141L227 140ZM38 138L40 140V137H38ZM42 138L44 139L45 137H42ZM181 138H180V141L179 142H182V139ZM142 139L143 138H142V135H141V140ZM151 139H150V143H152ZM204 139H207V140H204ZM220 139H219V141L221 142ZM141 140H140V142H141ZM191 140L193 141V139H190V141ZM202 140H204L206 143L208 141L209 143L207 145H205L204 141H202ZM210 140H212V136L210 137ZM217 140H218V138H217ZM32 141H34V140L32 139ZM161 141H160V143H161ZM27 142H29V141L27 140ZM56 142H58V140ZM147 142L148 141H146V143ZM199 142L198 141L196 142V143H198V145H197L198 147H199ZM217 142L218 141H216V143ZM25 143H26V141H25ZM141 143H143V142H141ZM156 143H157V141L154 142V144L152 143L153 146L150 144V147L153 148ZM216 143H214V144L216 145ZM37 144L38 143H36V145ZM46 144L48 145V143H46ZM139 145H141V144H139ZM142 145H144V144H142ZM147 145L149 147V142L147 143ZM217 145L219 146V144H217ZM217 145H216V147H217ZM38 146H40V145H38ZM59 146L60 145L58 144V147ZM211 146H212V144H211ZM56 147H57V144H56ZM148 147H145L144 149L148 150ZM161 147H163V145ZM21 148H22V146H21ZM42 148H43V146H42ZM190 148H191V151H190ZM192 148H193V150H192ZM48 149H46V150L49 152ZM118 149L120 150L121 148L119 147ZM150 149L148 151H150ZM163 149H164V147H163ZM194 149H195V152H197L198 154L195 155ZM38 150H39V148L37 149V151ZM58 150H59V148H58ZM155 150H157V149L155 148ZM155 150L153 149V151L152 150L150 151V153L152 154V157L154 156V158L152 159L154 166H155L154 161L156 160L155 159V156L158 155L157 154L158 153V150L156 151L157 153L154 154V151ZM164 150H163V154H164V152H166L167 149L165 151ZM40 151L43 152V150H39V152ZM189 151H190V154H189ZM201 151H203V150H201ZM41 152H40V154H41ZM53 152L55 153V150ZM130 152H131V150H130ZM135 152H137V151L135 150ZM135 152H134V154H135ZM145 152H147V151H145ZM171 152L174 153L173 151H171ZM206 152H207V154H206ZM150 153L147 152V154H150ZM184 153H185V155H184ZM134 154H132V156ZM168 154L170 155V152L167 153V159H169V157H170V156H168ZM138 156H140V153H139ZM165 156H166V154H165ZM177 159H176V161H177ZM198 159H199V161H198ZM162 160H164L162 157L161 158H158L156 160V162H157L156 165L159 163V161H162ZM193 161H194V163H193ZM88 162L89 161H87V163ZM128 162H130V161H128ZM169 162H173V165H176L175 160L173 161V159H172V155L170 157ZM145 163H146V161H145ZM89 164H91V162H89ZM161 165H162V163H160L159 168L163 167L164 163H163L162 166ZM169 165H171V164H169ZM177 165H178V163H177ZM2 166L4 168V165L3 164H2ZM179 166H178V168H179ZM103 167H104V165H103ZM122 167H124V166H122ZM122 167H121V169H122ZM130 167H131V165H129V169H130ZM155 167L158 168V166H155ZM3 168H2V170H3ZM93 168H94V166H93ZM125 168H126V166H125ZM133 168L135 169V166L134 165H133V167H131V170H133ZM172 168H174V166ZM90 169L91 168H89V170ZM126 169H128V164H127V168ZM158 169H157V171H158ZM89 170H88V172H89ZM94 170H95V168H94ZM112 170H111L110 173H112V175H113V172L115 173V171L114 170L112 171ZM161 171H162V173H160ZM76 173H77V171H76ZM84 173H85V171H84ZM128 173L131 174V177L128 176V175H126ZM119 174L120 173L118 172V176L116 178L119 177ZM112 175H111V178L115 176V174H114V176H112ZM168 175H170L169 178H168ZM84 176H85V174H84ZM96 176H98V175H96ZM99 176H100V174H99ZM138 176H139V178H138ZM171 176L173 177V179H172ZM72 177H74V175ZM78 177H79V175H78ZM153 177H151V178H153ZM81 178L83 180H85L83 177H81ZM164 178H165V175H164ZM71 179H73V178H71ZM78 179H76V180H78ZM99 179H100V177H99ZM147 179L149 180V183H148ZM78 181H80V180H78ZM103 181H104V179H103ZM150 181H151V183H150ZM95 182H94V184H95ZM98 182H99V180H98ZM72 183H73V181H72ZM102 183L104 184L105 182H102ZM81 184H82V182H81ZM81 184H80V186H81ZM69 186H70V184H69ZM86 186H88V185L86 184ZM96 186H97V188H100L101 189V187H98L97 184H96ZM102 187H103V185H102ZM97 188H96V190H94V192L95 191L97 192ZM103 189L106 191V188L103 187ZM80 190H81V188H80ZM86 191H85V193H86ZM77 193L79 194V192H77ZM88 193H87V195H88ZM78 194H76V195L78 196ZM80 196L81 195H79V197ZM85 196H86V194H85ZM86 197H88V196H86ZM70 200H71V198L69 199V202H70ZM50 202L51 201H49V204H50ZM56 202L54 201V205H55L54 208H56V206H57ZM59 202L61 203V200H59ZM60 203H59V205H60ZM79 205H80V207H83V210L82 209L79 210V208H80ZM84 207H86L85 210H84ZM31 210H33V209H31ZM26 211H27V209H26ZM79 211H80V214L82 213V215H79ZM82 211L83 212L87 211L86 214L88 216H89V213L91 212L90 217L89 218L88 217L87 218L85 217V220H83L84 213ZM75 212H76V214H75ZM27 213L25 212L24 215L26 216ZM86 214H85V216H87ZM43 215H45V214L43 213ZM43 218H44V221H43ZM17 219L18 218L16 217V221H17ZM24 219L25 218H23V220ZM54 222H55V225L53 224ZM65 222H66V224H65ZM69 224H70V226H69ZM53 225H54V229H53ZM51 228L53 229V231L51 233H49L50 235L48 236V233L47 232ZM22 231H23V229H22ZM22 231H21V234H22ZM66 232L69 235L68 237L66 236V234H67ZM33 234L34 235H37V236L35 237ZM19 235H20V233H19ZM45 235H46V237H45ZM64 235L67 238V241H68L67 244H66ZM28 236H29V239H28ZM54 236H55V238H54ZM34 237H35V239H34ZM52 237H53V240L55 239V242H53ZM31 239L34 242H32L30 244V241H32ZM63 239H64L65 243H64ZM46 241H48V244H50L49 247H51V243H49L50 241L52 242V244L56 243V245L54 244V246L57 247L56 248L57 250L59 248H61V246H63V243H64L63 249L64 248L65 249H69V251H67V250L64 251V252H67V253H64L63 252L64 254L63 255L61 254V257H60L59 254L62 252V250H61L60 253L57 255L58 256L57 257L55 255V254L58 253L57 250H55V251L54 250L51 251L50 249H48L47 251L45 250ZM56 241H58V242H56ZM69 241L70 242L72 241L73 243L69 245ZM48 244H47V246H48ZM65 244L68 245V246H70V248L65 247ZM14 245H15V243H14ZM24 245H25V243H24ZM24 245H23V247H24ZM20 247L21 246L19 245V248ZM16 250L19 251V249H16ZM20 250H21V248H20ZM24 250H25V253H26V251L27 252L29 251L26 248H22V251H24ZM19 253L20 252L17 253V251L16 252L14 251V254H16V255L19 254ZM23 254L24 253H22V255ZM26 254H29V253H26ZM16 255L14 256L15 258L12 257V258H9V259H12V260H13V258L14 259H18V257L21 254H19V256H17V258H16ZM30 255H28V257ZM7 256H8V254H7ZM1 258H4V256L0 257V259ZM21 258L22 257H20V261H21ZM25 259H28V258L25 257ZM7 260H8V258L6 257L5 258V261H7ZM9 262L11 263L10 260H9ZM14 262L16 264V260ZM22 262L24 264L25 261H23V259H22ZM22 262H20V263H22ZM26 262H27V260H26ZM0 263H3L4 264V259H2V262H0ZM17 263L19 264V259H18ZM32 263H29V264H32Z\"/></svg>", "mask_w": 264, "mask_h": 264}]
</instances>
